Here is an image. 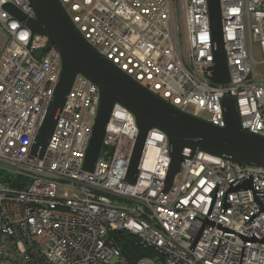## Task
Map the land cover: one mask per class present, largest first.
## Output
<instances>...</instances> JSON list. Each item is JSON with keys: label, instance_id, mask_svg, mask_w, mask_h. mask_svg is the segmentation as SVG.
<instances>
[{"label": "built area", "instance_id": "obj_1", "mask_svg": "<svg viewBox=\"0 0 264 264\" xmlns=\"http://www.w3.org/2000/svg\"><path fill=\"white\" fill-rule=\"evenodd\" d=\"M59 1L88 43L146 89L218 127L230 96L243 130L264 137V0H221L225 84L210 79L208 0ZM6 4L34 18L28 0H0V264H132L118 231L153 251L134 264H264V168L197 150L185 153L165 191L169 141L154 129L131 183L139 130L117 103L95 169L86 171L100 93L82 74L44 153L32 155L61 54Z\"/></svg>", "mask_w": 264, "mask_h": 264}, {"label": "water", "instance_id": "obj_2", "mask_svg": "<svg viewBox=\"0 0 264 264\" xmlns=\"http://www.w3.org/2000/svg\"><path fill=\"white\" fill-rule=\"evenodd\" d=\"M34 12L30 18L12 4L4 7L33 33L48 36L61 54V72L52 102L39 129L32 155H42L63 109L65 99L78 74L99 87L100 102L89 141L84 169L93 172L101 155L106 126L115 104L127 107L135 116L138 138L131 157L128 179L133 183L138 173L145 141L150 131L167 135L171 164L164 190L168 191L185 159V153L197 150L228 158L240 166L264 168V137L243 130L236 100H223L225 127H218L166 102L101 56L80 34L59 0H28ZM215 64L210 79L217 84L229 81V70L222 31L221 0H208ZM246 187H251L248 183ZM238 189V187L234 188Z\"/></svg>", "mask_w": 264, "mask_h": 264}, {"label": "trees", "instance_id": "obj_3", "mask_svg": "<svg viewBox=\"0 0 264 264\" xmlns=\"http://www.w3.org/2000/svg\"><path fill=\"white\" fill-rule=\"evenodd\" d=\"M116 240L121 247L123 255L132 263H136L142 257L152 256L153 251L144 248L138 238L125 231L115 233Z\"/></svg>", "mask_w": 264, "mask_h": 264}, {"label": "rangeland", "instance_id": "obj_4", "mask_svg": "<svg viewBox=\"0 0 264 264\" xmlns=\"http://www.w3.org/2000/svg\"><path fill=\"white\" fill-rule=\"evenodd\" d=\"M254 51H255V57L258 61L261 60V53H260V50H259V46L258 44H254ZM259 70H264V66L263 65H259L258 67Z\"/></svg>", "mask_w": 264, "mask_h": 264}]
</instances>
